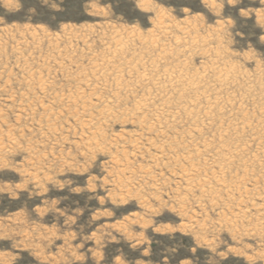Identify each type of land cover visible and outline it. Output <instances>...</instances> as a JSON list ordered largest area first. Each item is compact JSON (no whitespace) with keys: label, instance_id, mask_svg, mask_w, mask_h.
Masks as SVG:
<instances>
[{"label":"rangeland","instance_id":"374dc122","mask_svg":"<svg viewBox=\"0 0 264 264\" xmlns=\"http://www.w3.org/2000/svg\"><path fill=\"white\" fill-rule=\"evenodd\" d=\"M0 264H264V0H0Z\"/></svg>","mask_w":264,"mask_h":264},{"label":"bare ground","instance_id":"6f19581e","mask_svg":"<svg viewBox=\"0 0 264 264\" xmlns=\"http://www.w3.org/2000/svg\"><path fill=\"white\" fill-rule=\"evenodd\" d=\"M182 77H183V76H182ZM191 81H192V80H191ZM177 82H178V80H177ZM188 84H189V83H188ZM188 84H187V85H188ZM173 86H174V85H173ZM153 87H154V86H153ZM161 89H162V88H161ZM194 92H195V91H194ZM198 95H199V94H198ZM194 98H195V97H194ZM196 98H197V97H196ZM215 99H216V98H215ZM215 99H214V100H215ZM217 99H218V98H217ZM205 100H206V99H205ZM194 102H195V101H194ZM217 103H218V102H217ZM190 104H192V102H191ZM141 105H142V104H141ZM177 105H178V104H177ZM177 105H176V106H177ZM142 106H143V105H142ZM207 107H208V106H207ZM207 107H206V108H207ZM138 108H139V107H138ZM186 108H187V107H186ZM166 109H167V108H166ZM166 109H165V110H166ZM177 109H178V108H177ZM182 109H183V108H182ZM203 109H204V108H203ZM203 109H202V111H203ZM192 110H193V109H192ZM158 111H159V110H158ZM180 111H181V110H180ZM193 111H194V110H193ZM204 111H205V110H204ZM153 112H154V111H153ZM199 112H200V111H199ZM117 113H119V112H117ZM146 113H147V112H146ZM108 114H109V112H108ZM111 114H112V113H111ZM113 114H114V113H113ZM162 114H163V113H162ZM185 115H186V114H185ZM202 116H203V115H202ZM208 116H209V115H208ZM90 118H91V117H90ZM158 118H159V117H158ZM90 124H91V123H90ZM103 124H104V123H103ZM158 125H159V124H158ZM218 153H219V152H218ZM215 154H216V153H215ZM222 155H223V154H222ZM216 157H217V156H216ZM217 158H218V157H217ZM223 158H224V157H223ZM224 160H225V159H224ZM218 170H219V169H218ZM221 171H222V170H221Z\"/></svg>","mask_w":264,"mask_h":264}]
</instances>
